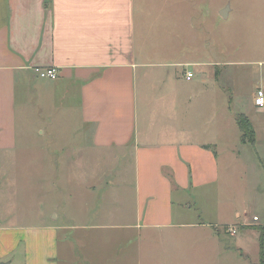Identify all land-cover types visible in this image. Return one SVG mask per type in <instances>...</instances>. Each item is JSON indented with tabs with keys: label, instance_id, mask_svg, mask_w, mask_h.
I'll return each mask as SVG.
<instances>
[{
	"label": "crops",
	"instance_id": "0c3cea01",
	"mask_svg": "<svg viewBox=\"0 0 264 264\" xmlns=\"http://www.w3.org/2000/svg\"><path fill=\"white\" fill-rule=\"evenodd\" d=\"M143 1L0 0V264H111L120 258L109 253L114 242L131 240L139 251L144 241L181 240L182 229L206 226L187 224L177 209L189 192L218 190L220 92L201 80L216 79L219 63L149 58L161 49L141 42ZM191 67L193 94L182 85ZM36 68H57L59 77L42 79ZM55 112L79 115L83 149L74 130L50 122ZM32 114L36 191L53 195V217L29 228L18 164L33 159L19 154V121ZM246 222L242 232L259 245Z\"/></svg>",
	"mask_w": 264,
	"mask_h": 264
},
{
	"label": "rangeland",
	"instance_id": "374dc122",
	"mask_svg": "<svg viewBox=\"0 0 264 264\" xmlns=\"http://www.w3.org/2000/svg\"><path fill=\"white\" fill-rule=\"evenodd\" d=\"M164 2H168L167 6ZM140 8H145L141 13L149 21L145 24L146 34L141 42L161 49L160 55L155 52L149 58L164 63H219L213 67L216 79L201 81L209 84V89L212 85L214 90L219 86L217 145L221 178L217 193L216 189L189 192L177 209L181 210L179 213L187 224L204 223L205 227L182 229L181 240L172 237L169 242L160 236L152 243L144 241L139 251L138 244L131 240L114 242L109 253H117L120 258L112 260L111 264H129V261L131 264H258L261 260L260 237L258 245V240L242 232L240 224L247 221L253 224L250 229L255 231L264 225V111L256 110L253 102L256 91L264 90V0H145L140 2ZM224 10L229 11L227 18L221 15ZM167 13L172 14L171 20L162 18L160 21ZM176 14H181V19ZM167 70L174 72L173 68ZM187 70V83L182 85L193 94L198 91L194 87L199 80L197 67ZM241 114L249 118L255 129V143L242 142L236 121ZM78 116L76 113L56 115V112L50 116L55 128L61 130L66 125L67 132L75 131L76 150H79L78 146L83 149ZM36 123V114L19 121L23 134L19 154L27 155L33 161L18 164L22 167L19 173L12 172L20 174L24 183L21 212L29 228L38 227L42 219L48 221L53 217L49 210L53 195L50 193L43 199L36 191L38 147L33 132L27 130ZM27 134L30 137L26 139ZM11 177L14 181L15 177ZM80 182L77 178V185ZM62 198L61 194L60 202ZM237 211L241 214L239 221ZM255 216L257 222L253 221ZM231 226L237 229V234L229 233ZM259 234L261 236V232ZM121 248L135 252L125 251V257L124 253L120 254ZM127 253L133 255L129 261Z\"/></svg>",
	"mask_w": 264,
	"mask_h": 264
},
{
	"label": "trees",
	"instance_id": "16d2710c",
	"mask_svg": "<svg viewBox=\"0 0 264 264\" xmlns=\"http://www.w3.org/2000/svg\"><path fill=\"white\" fill-rule=\"evenodd\" d=\"M238 127L242 133V142L243 143H255L256 141V132L251 124L249 118L243 114L238 115L236 118ZM259 232H261L260 236V254L261 260L258 264H264V227L258 228Z\"/></svg>",
	"mask_w": 264,
	"mask_h": 264
},
{
	"label": "built area",
	"instance_id": "2783aa9c",
	"mask_svg": "<svg viewBox=\"0 0 264 264\" xmlns=\"http://www.w3.org/2000/svg\"><path fill=\"white\" fill-rule=\"evenodd\" d=\"M35 72L37 75L45 80H56L59 77V71L57 68H47V69H41V68H36ZM254 106L256 110L258 111H264V90L263 89H258L256 91L255 97H254ZM254 222L258 221V217L253 218ZM228 231L230 234H237V229L233 226L228 228Z\"/></svg>",
	"mask_w": 264,
	"mask_h": 264
},
{
	"label": "water",
	"instance_id": "95a60500",
	"mask_svg": "<svg viewBox=\"0 0 264 264\" xmlns=\"http://www.w3.org/2000/svg\"><path fill=\"white\" fill-rule=\"evenodd\" d=\"M228 10H224L221 15L224 17V18H227L228 17Z\"/></svg>",
	"mask_w": 264,
	"mask_h": 264
}]
</instances>
